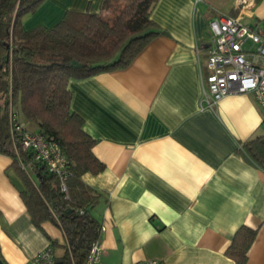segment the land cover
Returning a JSON list of instances; mask_svg holds the SVG:
<instances>
[{
  "label": "crops",
  "instance_id": "crops-1",
  "mask_svg": "<svg viewBox=\"0 0 264 264\" xmlns=\"http://www.w3.org/2000/svg\"><path fill=\"white\" fill-rule=\"evenodd\" d=\"M102 1L44 0L22 29H51L67 12L96 14ZM219 14L251 25L264 20V0H158L150 19L165 35L128 67L68 84L70 108L104 165L81 178L101 195L90 214L105 228L102 264H235L224 251L242 225L258 229L246 264H264V170L238 150L264 135V113L250 94L200 102L208 26ZM11 163L0 155V257L32 264L50 245L62 259V231L32 223Z\"/></svg>",
  "mask_w": 264,
  "mask_h": 264
},
{
  "label": "trees",
  "instance_id": "trees-1",
  "mask_svg": "<svg viewBox=\"0 0 264 264\" xmlns=\"http://www.w3.org/2000/svg\"><path fill=\"white\" fill-rule=\"evenodd\" d=\"M43 1L0 0V155L12 161L10 167L19 182L14 185L32 223L41 228L50 222L62 231L65 253L57 264H85L92 243L100 237L101 225L90 209L101 195L81 178L103 172L104 165L93 154L95 141L83 131L82 119L70 108L68 84L128 67L151 40L165 32L150 19L158 0H103L96 14L67 12L51 29L24 31L23 18ZM73 61L81 66H71ZM14 114L27 131L44 135L63 150L66 195L58 177L12 138ZM238 150L264 170V135ZM257 232L240 226L224 256L235 264H246Z\"/></svg>",
  "mask_w": 264,
  "mask_h": 264
},
{
  "label": "built area",
  "instance_id": "built-area-1",
  "mask_svg": "<svg viewBox=\"0 0 264 264\" xmlns=\"http://www.w3.org/2000/svg\"><path fill=\"white\" fill-rule=\"evenodd\" d=\"M251 6L254 0H240ZM210 40L206 55L207 74L202 81L201 104L208 107L217 104L230 94H250L264 113V20L251 25L242 22L240 16L219 14L209 22ZM10 134L23 150H30L35 162L46 166L59 179L60 190L67 194V159L61 147L42 134L27 131L17 116L10 117ZM100 237L92 243L85 264H102L103 247ZM32 264H57L52 246L36 253ZM135 264H161L144 261Z\"/></svg>",
  "mask_w": 264,
  "mask_h": 264
},
{
  "label": "water",
  "instance_id": "water-1",
  "mask_svg": "<svg viewBox=\"0 0 264 264\" xmlns=\"http://www.w3.org/2000/svg\"><path fill=\"white\" fill-rule=\"evenodd\" d=\"M71 66H74V67H80L81 65L79 63H77L76 61H73L71 63ZM0 264H4V262L2 261L1 257H0Z\"/></svg>",
  "mask_w": 264,
  "mask_h": 264
}]
</instances>
